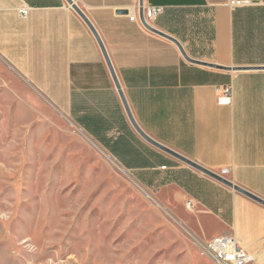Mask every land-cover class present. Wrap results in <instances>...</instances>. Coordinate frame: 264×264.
<instances>
[{
  "label": "crops",
  "instance_id": "crops-1",
  "mask_svg": "<svg viewBox=\"0 0 264 264\" xmlns=\"http://www.w3.org/2000/svg\"><path fill=\"white\" fill-rule=\"evenodd\" d=\"M74 1L99 34L138 126L264 200V0ZM147 5L162 7L152 27L218 67L188 62L174 42L130 20ZM0 59L145 186L165 166V186L191 202L202 238L233 234L250 264H264V204L137 132L95 35L66 0H0ZM228 85L232 101L219 104L218 88Z\"/></svg>",
  "mask_w": 264,
  "mask_h": 264
},
{
  "label": "rangeland",
  "instance_id": "rangeland-1",
  "mask_svg": "<svg viewBox=\"0 0 264 264\" xmlns=\"http://www.w3.org/2000/svg\"><path fill=\"white\" fill-rule=\"evenodd\" d=\"M167 171L145 186L0 59V264H216Z\"/></svg>",
  "mask_w": 264,
  "mask_h": 264
},
{
  "label": "built area",
  "instance_id": "built-area-1",
  "mask_svg": "<svg viewBox=\"0 0 264 264\" xmlns=\"http://www.w3.org/2000/svg\"><path fill=\"white\" fill-rule=\"evenodd\" d=\"M235 3L241 4L243 1L236 0ZM161 12V6L147 5L142 7L144 22L150 25ZM19 13L21 16L25 17L27 15V8L24 6L20 7ZM129 18L130 20L138 19L142 24L140 17L135 14H130ZM218 90V103L225 105L230 104L232 101V87L230 85L221 86ZM187 208L191 209V202L187 203ZM195 239L204 253L216 264H250L251 262L250 254L242 246L239 239L233 234L217 235L211 239Z\"/></svg>",
  "mask_w": 264,
  "mask_h": 264
},
{
  "label": "water",
  "instance_id": "water-1",
  "mask_svg": "<svg viewBox=\"0 0 264 264\" xmlns=\"http://www.w3.org/2000/svg\"><path fill=\"white\" fill-rule=\"evenodd\" d=\"M66 1H67V3H68V4H69V5H70V6H71V7H72V8H73V9H74V10H75L80 16H81V17H82V19L87 23V25L90 27V29L92 30L93 34L95 35V37H96V39H97V41H98V43H99V46H100V48H101V50H102V52H103V55H104V57H105L106 63H107V65H108L109 69H110V72H111V74H112V77H113V79H114V82H115V84H116V86H117V88H118V90H119V93H120V96H121L122 102H123V104H124V107H125V109H126V112H127V114H128V117H129L131 123L133 124L134 128L137 130V132H138V133H139V134H140V135H141V136H142L147 142H149V143L152 144L153 146L159 148L160 150H162V151H164V152H166V153H168V154H170V155L176 157L177 159L181 160L182 162L186 163L187 165L191 166L192 168H194V169H196V170H198V171H200V172L206 174L207 176H209V177L215 179L216 181H218V182H220V183H222V184H224V185H226V186H228V187H230V188H232V189H234V190H236V191H238V192H241V193H243V194H245V195H247V196H249V197L255 199L256 201H258V202L264 204V200H263V199H261V198L255 196L254 194H252V193L246 191L245 189H243L242 187L238 186L237 184H235V183L232 182L231 180L225 178L224 176H222V175H220V174H218V173H216V172H214V171H212V170H209L208 168H205V167L201 166L200 164H198V163H196V162L190 160L189 158H186L185 156L179 154L178 152H176V151H174V150H172V149L166 147L165 145H163V144L157 142L156 140H154L153 138H151L150 136H148V135H147V134H146V133H145V132H144V131L138 126V124L136 123V121H135L134 118L132 117V114H131V112H130V109H129V107H128V105H127V102H126V100H125V98H124V95H123V93H122V91H121V88H120L119 82H118V80H117L116 74H115V72H114V69H113L112 64H111V62H110V59H109L108 54H107V52H106L105 46H104V44H103V42H102V40H101L99 34L97 33L96 29L94 28V26L92 25V23L90 22V20H89L88 17L86 16V14H85V13L82 11V9L76 4V2H75L74 0H66ZM140 4L142 5V0H140ZM139 17H140V20L142 21L143 26H144L146 29H148V30H150V31H152V32H154V33H157V34H159V35H161V36H163V37H165V38L171 40L172 42H174V43L178 46V48H179L181 54L183 55V57H184L188 62H190V63H194V64L205 65V66L218 67V66H215L214 64H211V63H208V62H204V61H200V60H197V59H195V58H192L191 56H189V54L186 52V50L184 49V47L182 46V44H181L176 38H174L173 36H171V35H169V34H166V33L162 32V31H160V30H157L156 28L152 27L151 25L145 23L144 20H143V16H142V10L140 11V15H139Z\"/></svg>",
  "mask_w": 264,
  "mask_h": 264
},
{
  "label": "bare ground",
  "instance_id": "bare-ground-1",
  "mask_svg": "<svg viewBox=\"0 0 264 264\" xmlns=\"http://www.w3.org/2000/svg\"><path fill=\"white\" fill-rule=\"evenodd\" d=\"M118 167V166H117Z\"/></svg>",
  "mask_w": 264,
  "mask_h": 264
}]
</instances>
